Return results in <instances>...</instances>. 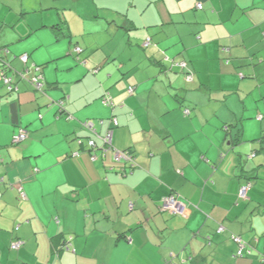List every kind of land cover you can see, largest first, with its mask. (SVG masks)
Wrapping results in <instances>:
<instances>
[{"label":"crops","instance_id":"crops-1","mask_svg":"<svg viewBox=\"0 0 264 264\" xmlns=\"http://www.w3.org/2000/svg\"><path fill=\"white\" fill-rule=\"evenodd\" d=\"M0 55V264H264V0H0Z\"/></svg>","mask_w":264,"mask_h":264},{"label":"built area","instance_id":"built-area-1","mask_svg":"<svg viewBox=\"0 0 264 264\" xmlns=\"http://www.w3.org/2000/svg\"><path fill=\"white\" fill-rule=\"evenodd\" d=\"M197 9L198 10H202V5L198 4ZM75 53L78 56H80L83 53L82 48L76 47L75 48ZM28 60H29V57L27 55H23L21 57V61L23 63H27ZM39 71H40V68L37 69V72H39ZM9 82H10V79H6L5 78V83L6 84H10ZM30 83L34 86L35 89L42 90V88L44 87V77H43V75L41 73H38L37 76H35V77H33L31 79ZM133 92H134V88L131 87L129 89V93L132 94ZM103 103L105 105H111L112 99L109 96L106 95L105 98L103 99ZM185 113L189 114V111L187 110ZM113 124H114V126H117L118 125L117 120L114 119L113 120ZM83 126L85 128H87V129L91 130V131L92 130L95 131L94 128H93V124L92 123H85ZM113 133H114L113 129H110L109 132L107 133V135L104 137V139L102 138L104 140L105 144L109 145V147L105 150V152H108V151L111 150V145L113 143ZM27 138H28L27 132H20L19 134H17L13 138V143L14 144H20V143L24 142L25 140H27ZM89 145H90V147H94L95 146V142L91 141L89 143ZM115 159H116L117 162L124 161L126 163H130L132 166H135V164L133 163L132 157L128 153H124V152H121V151H116L115 152ZM21 182L22 181H20L19 184L16 185V187L18 188V191L21 194V197L25 198V193L23 191ZM249 189H250V185H247V184L240 189L238 195L240 196L241 199L245 200V199L248 198ZM178 198L173 195V196H170L167 199H165L162 209L164 211L170 212L173 215L186 216L188 211H189V205L186 202L179 200ZM223 230H224V227H220L219 228L220 232H223ZM233 239H234L233 241L237 242V244L239 245V250L237 252L238 256L239 257H243L244 256L243 253L247 249V244L245 242H243L242 239L239 236H235ZM22 244L23 243L21 241H17L15 243H13L11 248L14 251L19 250L20 247L22 246ZM64 248H65V245H64ZM68 250L70 251L69 247H68Z\"/></svg>","mask_w":264,"mask_h":264},{"label":"trees","instance_id":"trees-1","mask_svg":"<svg viewBox=\"0 0 264 264\" xmlns=\"http://www.w3.org/2000/svg\"><path fill=\"white\" fill-rule=\"evenodd\" d=\"M81 48V47H80ZM6 52L7 53H9V50H7L6 49ZM28 56V55H27ZM21 57L22 56H19L18 58L21 60ZM12 59L10 58V59H6V58H4V57H2V55H0V79H1V81H2V83L4 84V86H6L7 87V89H8V91L10 92V93H12V92H17L18 91V83H20V82H22V81H24V82H27V83H29V84H31L30 83V81H31V79L33 78V77H35V76H37L38 75V73H41L42 74V72H41V70L39 71V72H37L36 74H33V75H30V73H31V70H30V68L27 66L28 65V62L27 63H23V65H24V68L22 69V70H20V71H18V70H16V69H14L13 68V66H12ZM183 65V68H185L186 67V64L185 63H183L182 64ZM43 75V74H42ZM44 77V76H43ZM5 78L6 79H10V84H6L5 83ZM32 85V84H31ZM11 86V87H10ZM33 86V85H32ZM34 87V86H33ZM37 90V89H36ZM42 90H44V87L42 88ZM42 90H38V91H42ZM134 91H135V88H134ZM43 92V91H42ZM134 93V92H133ZM132 93V94H133ZM105 98V97H104ZM103 98V99H104ZM109 106V105H108ZM63 109V107H60V110H62ZM189 111V114H190V109H185L184 110V113L186 112V111ZM189 114H186L185 113V115H189ZM112 123H113V121H112ZM119 125V124H118ZM117 125V126H118ZM113 126H114V124H113ZM117 126H114V127H117ZM230 129H228V130H232V132H231V136L232 137H234V140H235V142H238V143H240L241 142V140H242V137H241V126L240 125H236V124H231V126L229 127ZM83 129H85V130H88V131H90L91 133H93V134H95L97 137H98V140L96 139V138H90L89 140H88V147H89V151H90V153L92 154V157H91V159L94 161V160H96L97 158H96V154L97 153H99V154H102V155H105L107 152H105V150L109 147V145H106L105 144V142H104V137L107 135H105V136H103V137H100V136H98L97 135V132L96 131H91V130H89V129H87V128H85L84 126H83ZM19 134V133H18ZM16 136V135H15ZM14 136V137H15ZM13 137V138H14ZM13 138H12V143H13ZM103 138V139H102ZM26 141V140H25ZM80 141H82V140H80ZM91 141H94L95 142V146L94 147H90V145H89V143L91 142ZM97 141H101V144L100 143H98ZM260 143H262V144H264V136L263 137H261V139L260 140H258ZM23 143V142H22ZM14 144V143H13ZM14 145H18V144H14ZM111 151H113L114 152V154H115V152L117 151L114 147H113V143H112V145H111ZM121 152H124V153H128L131 157H132V159H133V163L135 162V158H134V156L131 154V152L130 151H121ZM256 155V154H255ZM253 156V158H254V155H252ZM119 163H124V164H126V162H124V161H121V162H119ZM135 167V166H134ZM240 172H242V170H241V168H240ZM242 174H243V172H242ZM176 196L177 198L179 197L178 195H175V194H171V195H169L168 197H170V196ZM249 196V195H248ZM167 197V198H168ZM240 197V196H239ZM167 198H165V199H167ZM164 199V200H165ZM179 200H181V201H184V202H186L189 206H190V203L187 201V200H185V199H183V198H181V197H179L178 198ZM164 200H163V203H164ZM243 200V199H242ZM246 200V199H245ZM244 200V201H245ZM163 203H162V207H163ZM221 227H224V226H221ZM226 230V228L224 227V230H223V232ZM219 231V230H218ZM220 232V231H219ZM223 232H220V233H223ZM236 236V235H235ZM235 236H233L232 237V240H234L233 238L235 237ZM240 237V236H239ZM241 238V237H240ZM242 239V238H241ZM243 241V240H242ZM244 242V241H243ZM246 243V242H245ZM65 248H64V245H62L61 246V248L60 249H58L59 251H57V254L59 253V252H61V251H63ZM238 252V251H237ZM248 254V251H245L243 254H244V256L245 255H247ZM237 254V253H236ZM237 256H238V254H237ZM243 256V257H244ZM239 257V256H238ZM263 261H264V254H263Z\"/></svg>","mask_w":264,"mask_h":264}]
</instances>
